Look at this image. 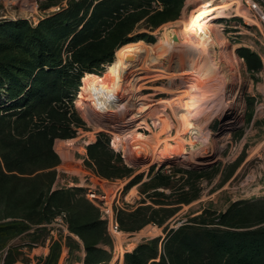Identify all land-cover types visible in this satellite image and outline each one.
<instances>
[{"label": "rangeland", "instance_id": "1", "mask_svg": "<svg viewBox=\"0 0 264 264\" xmlns=\"http://www.w3.org/2000/svg\"><path fill=\"white\" fill-rule=\"evenodd\" d=\"M25 1L32 10H24ZM108 1L119 2L118 12L95 26L89 20ZM254 3L264 11V0ZM185 8L186 0H0V264H110L114 239L85 198L89 187L116 196L124 242L146 226L161 229L123 253L121 264H264V20L254 9L259 27L238 15L216 20L222 34L216 60L230 78L227 103L193 159L160 158L152 135L166 127L159 139L171 140L176 129L168 117L147 113L153 107L124 105L140 119L120 137L114 114H98L107 128L95 131L75 103L80 85L112 82L120 83V104L180 100L176 75L184 62L177 54L162 57L161 33L175 30ZM140 40L150 47L147 75L132 82L115 58L120 47ZM112 67L111 77L101 79ZM86 72L96 74L89 84L81 83ZM156 75L166 77L148 85L155 89L136 91L137 76ZM58 107L69 122L66 137L55 136ZM89 132L95 140L86 150H69L80 164L65 162L56 143L80 146Z\"/></svg>", "mask_w": 264, "mask_h": 264}, {"label": "bare ground", "instance_id": "2", "mask_svg": "<svg viewBox=\"0 0 264 264\" xmlns=\"http://www.w3.org/2000/svg\"><path fill=\"white\" fill-rule=\"evenodd\" d=\"M18 1L19 0H16V2ZM248 5L251 8H248ZM22 6L25 11L33 9V5L30 1H25ZM189 6H192V8L186 11ZM251 9H254L257 15L260 16V19L264 20V11L254 3V0H186V8L182 11L180 18L174 22L175 30L169 28L161 33V39L165 42L162 57L166 58V60L169 58L172 60L171 55L174 54L176 56L177 54L184 62L185 67L183 71L176 75L178 76V85L180 86V100L174 98L168 100L160 98L156 101H152L148 97H140L138 98L139 103H137V105L135 103L120 104L118 103L119 96L116 95V86L119 87L120 83L112 82L95 86L80 85L75 100L77 107L82 110L85 118L92 122L93 126L95 125V131L107 128V126L102 123L103 120L98 114H114L112 129L113 132H116L120 137L128 130L134 119H140L136 117V115L127 113L125 110V108H127L125 107L126 105L137 106L140 111H146L148 108L153 107L155 112H146L151 113L152 116L157 114L168 117L172 123L173 121L175 122L174 126L176 129L175 137L171 139L176 142L175 147L169 143L171 140L159 139L161 134L168 132L166 127L158 128L160 133L157 131L159 134L152 135V138L157 143L156 151L161 150L160 158L164 159L178 154L184 159H193L201 149H204L209 144V137L211 134L209 126L217 116L220 117V115L223 114L227 103L225 87H227L230 78L227 73L224 72V68L219 65L220 62L218 63L216 60V47L220 46L219 44L222 42V34L220 30L215 27L216 20L238 15L243 17L246 23L259 27V23L257 19L253 17ZM52 10H54V8H52ZM43 17L44 16H40L41 19H43ZM33 21L37 23L39 17H34ZM212 29L214 30V38H212L210 34ZM149 58L150 47L140 40L120 47L116 54L115 63L118 67V71L123 74L122 76L124 78L130 77V81L132 79L133 82L136 78L135 75H141L147 71L143 68V65H145ZM137 59H141L140 61L142 62L133 69V61ZM232 59H235L234 55H232L231 60ZM134 63H136V61ZM138 77L139 76H137V79H139L138 81L140 84L136 85V91L140 92L143 89H155L153 86L150 87L148 85L155 81H160L162 77L164 78L166 76L156 75L151 80L147 77ZM166 78L174 85L176 79L173 74H168ZM160 87L159 89H161V92H167L165 86ZM127 92L129 93V91ZM123 99H125V97ZM177 101H179V105L176 104ZM168 111L171 114H169ZM131 112L133 113V111ZM185 134H189L190 139L184 138L183 135ZM86 136L82 144L76 147H71L70 141H60L56 143V149L65 162L80 164L81 160L73 158L72 155L69 154V150H77L79 152L86 150L84 146L95 140L94 132H89ZM74 143L76 142L74 141ZM196 143L200 145L198 148H195ZM159 145H163V147L161 148ZM185 145H189L191 148L189 152L185 150ZM74 168L78 169V166L73 167V169ZM160 233V228L156 226H146L135 236V239L133 237V240L127 243L124 242L127 237L126 234L122 231L115 233L113 235L115 244L112 249L114 256L110 264L114 262L121 264L123 253L133 251L140 240L147 237H154Z\"/></svg>", "mask_w": 264, "mask_h": 264}, {"label": "trees", "instance_id": "3", "mask_svg": "<svg viewBox=\"0 0 264 264\" xmlns=\"http://www.w3.org/2000/svg\"><path fill=\"white\" fill-rule=\"evenodd\" d=\"M105 6H103L99 11L98 13H96L94 15V17L89 20L91 23H93L95 26H101V25H104V23H106V19L109 18V17H112V14L114 13H117L118 10H119V2H115V1H108L106 4H104ZM61 14V12L55 14L54 16L52 17H49L47 18L48 20H50L51 18H55V17H58L59 15ZM47 19H44L42 20L43 21H48ZM88 21V22H89ZM87 22V23H88ZM41 23V22H40ZM86 23V24H87ZM85 24V25H86ZM84 25V27H85ZM39 26V24H38ZM157 26V25H156ZM77 36V34L72 38L75 39V37ZM112 72H113V67L111 69H108L107 71H105L104 73H102V75H100V78L102 79H108L111 77L112 75ZM96 78V74H93V73H89V72H86L81 80V83H87L89 84L90 81L94 80ZM57 112V117H58V121H56V127H55V136L56 137H66L68 135L66 129H70L68 127V120L66 119V113L63 112V109L61 107H58L56 109ZM101 221V220H100ZM103 222V221H101ZM104 223V222H103ZM105 225V224H104ZM258 233H261V232H257V236L259 237V234ZM253 235V234H252ZM226 236L229 237V236H232V234L230 233H226ZM256 236V235H255ZM256 236V237H257ZM254 245L256 246V252L258 253V250L260 248V243L258 240L254 241ZM254 249V250H255Z\"/></svg>", "mask_w": 264, "mask_h": 264}, {"label": "built area", "instance_id": "4", "mask_svg": "<svg viewBox=\"0 0 264 264\" xmlns=\"http://www.w3.org/2000/svg\"><path fill=\"white\" fill-rule=\"evenodd\" d=\"M115 195L111 197L104 191H98L97 188L89 187L85 192V198L95 208L98 209L101 221L104 222L106 233L110 238H113L115 233L120 232L119 224L117 222L118 210L114 205Z\"/></svg>", "mask_w": 264, "mask_h": 264}]
</instances>
